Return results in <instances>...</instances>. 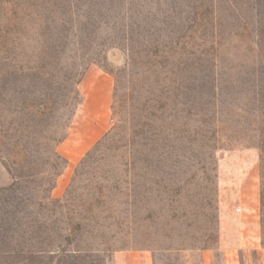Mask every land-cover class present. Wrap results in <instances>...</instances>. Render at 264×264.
Masks as SVG:
<instances>
[{"label":"rangeland","instance_id":"374dc122","mask_svg":"<svg viewBox=\"0 0 264 264\" xmlns=\"http://www.w3.org/2000/svg\"><path fill=\"white\" fill-rule=\"evenodd\" d=\"M89 70L108 127L72 163ZM208 250L264 258V0H0V264Z\"/></svg>","mask_w":264,"mask_h":264},{"label":"crops","instance_id":"0c3cea01","mask_svg":"<svg viewBox=\"0 0 264 264\" xmlns=\"http://www.w3.org/2000/svg\"><path fill=\"white\" fill-rule=\"evenodd\" d=\"M84 91V118L86 130L77 136L74 147L66 153L69 162H75L84 152L96 142L107 129L110 116V103L112 93L111 79L96 71L89 70L81 83ZM79 137V138H78ZM223 245H221L222 247ZM225 249V248H224ZM229 250V249H227ZM232 251V250H230ZM259 251V250H258ZM259 254V253H258ZM214 250L201 251L182 257V262L174 264H215ZM194 256V259L193 257ZM222 264H247L246 258L233 257L231 252L224 250ZM114 264H165L156 260L149 251L120 252L114 256ZM170 264V263H168ZM256 264H264V258L256 259Z\"/></svg>","mask_w":264,"mask_h":264},{"label":"trees","instance_id":"16d2710c","mask_svg":"<svg viewBox=\"0 0 264 264\" xmlns=\"http://www.w3.org/2000/svg\"><path fill=\"white\" fill-rule=\"evenodd\" d=\"M5 139H7L8 137H4ZM64 140V138L63 139H61L60 141H58L57 143H60L61 141H63ZM24 142V143H23ZM26 142H25V140H23L22 139V141H20V144H16L15 145V147L14 148H16L17 149V152H16V154H15V156H19V155H21L22 154V152H23V148L26 146ZM101 144H102V142H100V143H98L95 147H94V149H98L100 146H101ZM5 145H6V147L9 145V141L7 140L6 141V143H5ZM23 145V146H22ZM5 147V146H4ZM13 148V149H14ZM88 154V153H87ZM86 154V155H87ZM15 162H18V164L19 165H21V162H22V160L20 159V161L19 160H15ZM85 163V157L81 160V164L83 165ZM81 165V166H82Z\"/></svg>","mask_w":264,"mask_h":264}]
</instances>
